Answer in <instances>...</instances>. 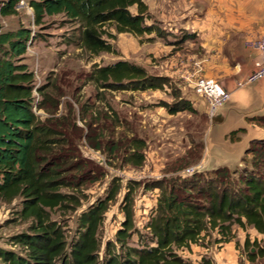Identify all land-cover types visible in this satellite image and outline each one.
<instances>
[{
  "label": "trees",
  "instance_id": "16d2710c",
  "mask_svg": "<svg viewBox=\"0 0 264 264\" xmlns=\"http://www.w3.org/2000/svg\"><path fill=\"white\" fill-rule=\"evenodd\" d=\"M21 1L0 0V22L18 17ZM27 5L33 10L35 27L42 29L54 17H61L63 24L74 26L79 47L93 56L114 53L105 38L113 37L104 29L107 25L118 34L165 37L164 31L147 24L151 16L143 0H28ZM134 7L136 12L132 11ZM37 37L38 33L34 35L23 24L7 31L0 25V202L11 204L20 200L19 218L30 222L27 232L12 238L18 252L0 249V264H193L177 250H189L213 232L219 237L214 244L231 242L235 226L244 231L252 227L264 236V139L252 142L242 160V169L232 171L223 167L207 171L210 174L199 171L189 179L148 185L147 189L161 192L155 216L147 226L151 245L131 246L134 235L140 233L134 220L133 187H129L131 191L123 201L122 226L115 240L102 247L99 233L105 214L119 193V184H114L115 188L105 199L80 214L75 233L68 236L51 220L49 211L71 204H76L75 208L80 206L77 198L63 193L62 189L74 186L71 181L84 178V170L73 161L77 157L71 136L59 137L58 128L65 127L61 119L43 120L38 114L56 113L58 104L53 103V93L59 89L36 87V76L27 56ZM90 80L105 90L133 92L162 90L169 82V78L152 75L128 61L95 65ZM179 100L174 105H163L169 114L195 112L188 101ZM81 119L93 130L92 122L88 123L83 116ZM253 120L264 126V116ZM237 134H231L233 141ZM123 138L108 141L106 148L110 156L122 152L124 163L142 167L146 142L136 136ZM95 148L104 150L102 143ZM201 158L202 153L198 152L195 162ZM77 171L81 172L76 174ZM76 186L81 188L80 183ZM263 241L264 238L252 241L246 235L244 251L249 261L264 258ZM200 264L213 263L204 258Z\"/></svg>",
  "mask_w": 264,
  "mask_h": 264
},
{
  "label": "rangeland",
  "instance_id": "374dc122",
  "mask_svg": "<svg viewBox=\"0 0 264 264\" xmlns=\"http://www.w3.org/2000/svg\"><path fill=\"white\" fill-rule=\"evenodd\" d=\"M27 1H21L18 17L2 19L0 25L3 31H7L23 24L32 29L34 35L38 33L37 39L28 49L27 63L35 73L36 87L48 86L49 91L53 87L59 89L53 93L55 94L53 103L58 104L56 113L49 115L40 111L38 114L43 120L53 117L61 119L65 127L58 128V132L61 133L59 137L66 139V134L67 137L71 136L77 157L73 161L80 163L84 170V178L75 179L71 181L74 186L62 189L63 193L77 198L80 206L75 208L76 204H71L65 208H55L49 211L51 220L57 222L68 236L73 235L80 214L98 200L105 199L115 188L114 184L121 185L116 200L111 203L105 214L104 224L99 233L104 247L108 241L115 240L122 226L125 219L123 201L131 191L129 187H133L134 220L140 234L134 235L131 246L151 245L152 237L147 226L155 216L161 192L159 189H147V186L158 181L189 179L199 171L210 174L207 171L216 168L215 159L222 150L216 139L217 133L211 132L210 129L207 131L209 117L202 112V109L206 110L207 101L199 98L192 88L185 85L179 73H176V70L181 68L184 71L201 68V75L205 74L204 66L210 65L207 58L203 64L196 63V60L204 59L203 56H206L201 46L205 40L198 41L196 35L181 29L177 32L170 31V24L173 26V22L176 21L170 19V10L173 7L174 11L183 17L181 19L193 17L194 25L197 22H204V39L207 36L214 38L212 31L229 29L227 25L233 19L230 14L234 13L231 11L234 0H174L173 3L169 1L168 5L165 4L166 0H143L151 16L147 24L164 31L165 37L157 38L156 34L142 37L118 34L112 26L107 25L104 29L113 37L109 38L106 35L105 38L113 46L114 53H102L98 56H93L79 47L74 26L63 24L61 17H54L42 29L35 27L34 13L27 5ZM132 11L136 12V8L134 7ZM200 12L203 13V18L196 19L195 15ZM189 35L195 37L184 42L183 40ZM165 47L170 49L165 50ZM177 52L179 54L176 57ZM181 56L184 59L190 57L192 66L183 65L176 69L172 65L173 61L181 59ZM119 61L139 65L152 75L169 78V82L162 90L133 92L105 90L98 88L90 80V73L95 65L106 66ZM176 95L180 97L176 98ZM36 97L37 100L40 99L38 94ZM179 99L188 101L195 112L182 111L175 115L169 114L163 105H174L180 101ZM82 116L88 123L92 122L93 130H89L85 121L81 119ZM133 136L146 142L145 162L139 168L124 163L122 152L110 156L106 148L108 141ZM204 141L205 154L208 149L210 153L209 157H205L206 165L195 173H189L190 168L200 164L202 158L198 162H195V158L198 152L203 156ZM99 143H102L104 150H96L95 147ZM251 157L248 156V159ZM250 167L248 165V168ZM233 168L236 170L235 166ZM78 172L81 171H77L76 174ZM79 183L81 188L76 186ZM21 208L20 200H15L11 204L0 202V249L19 251V248L13 244L12 238L27 232L30 226V222L19 218L18 212ZM233 231L234 238L231 242L236 246L238 264H251L248 263V256L244 251L247 233L237 226ZM208 235L189 250L178 249V254L193 264H200L204 258L213 261V253L218 252L224 245L214 244L215 238L218 237L216 232ZM261 246H264V241ZM260 260L255 264H260Z\"/></svg>",
  "mask_w": 264,
  "mask_h": 264
},
{
  "label": "crops",
  "instance_id": "0c3cea01",
  "mask_svg": "<svg viewBox=\"0 0 264 264\" xmlns=\"http://www.w3.org/2000/svg\"><path fill=\"white\" fill-rule=\"evenodd\" d=\"M169 1L173 3L174 0H166L165 4L168 5ZM231 8V11H234V13L230 14L233 16V19L227 25L229 29L212 31L211 33L214 38L207 36L204 39V22H197L194 25L193 17L181 19L183 17L177 14L173 7L169 15L172 21H176L173 22V26L170 24L169 30L177 32L181 29L189 34L196 35L198 41L205 40L201 41V46L205 50L206 56H203V58L205 57L204 59L196 60V63L203 64L207 58L210 65L204 66L205 74L203 76L215 79L231 93L230 102L220 109L214 118H209L207 131L210 129L211 132L217 133L216 139L222 147L221 153L215 159L216 168L213 170L227 167L233 171V166L236 169L243 167L242 160L246 156V152L252 142L264 139V126L253 120L254 118L264 116V80L244 88H238L237 85L238 82L247 78L254 68L256 54L246 47V41L250 35L264 34V0H234ZM198 14L195 15L196 19H202L203 13L200 12ZM194 35L191 38H185L183 41L188 42L195 37ZM150 36H153V34ZM167 48L169 47H165V50H168ZM173 48H175V45ZM167 52L170 53V51ZM178 54L179 52L175 56L177 57ZM175 56L172 57L174 58ZM190 59V57L184 59L181 56V59H174L172 65L176 69L183 65H191ZM182 70L183 68L178 69L176 73ZM202 112L207 114V107L206 110L202 109ZM234 132H238V134L236 135V140L233 141L231 134ZM209 154V149L205 154L204 148L200 163L205 162L206 165L205 157H209ZM241 230L244 232L243 229ZM244 233L251 234L249 237L252 241L264 238L252 227H249ZM223 245L218 252L213 253L212 263L238 264V253L235 243L229 242ZM191 248H193V245ZM258 260L260 259H257L256 262L248 260V263L255 264ZM259 262L260 264H264V258Z\"/></svg>",
  "mask_w": 264,
  "mask_h": 264
},
{
  "label": "built area",
  "instance_id": "2783aa9c",
  "mask_svg": "<svg viewBox=\"0 0 264 264\" xmlns=\"http://www.w3.org/2000/svg\"><path fill=\"white\" fill-rule=\"evenodd\" d=\"M246 47L256 54V58L252 72L247 78L238 82V88H244L264 80V34L250 35L246 41ZM179 75L187 87L192 88L199 98L207 101V115L209 118L215 117L220 109L230 102L231 93L215 79L202 76L201 68L193 71L189 69L182 70ZM204 166L205 162H202L198 166L190 168L188 172L195 173L196 170H200Z\"/></svg>",
  "mask_w": 264,
  "mask_h": 264
},
{
  "label": "water",
  "instance_id": "95a60500",
  "mask_svg": "<svg viewBox=\"0 0 264 264\" xmlns=\"http://www.w3.org/2000/svg\"><path fill=\"white\" fill-rule=\"evenodd\" d=\"M222 85V84H221ZM223 86V85H222ZM224 87V86H223ZM228 91V90H227ZM229 92V91H228ZM214 118V117H213ZM253 251H254V249H253Z\"/></svg>",
  "mask_w": 264,
  "mask_h": 264
}]
</instances>
